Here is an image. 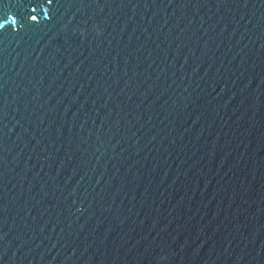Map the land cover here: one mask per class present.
<instances>
[{
	"label": "water",
	"instance_id": "water-1",
	"mask_svg": "<svg viewBox=\"0 0 264 264\" xmlns=\"http://www.w3.org/2000/svg\"><path fill=\"white\" fill-rule=\"evenodd\" d=\"M0 264H264V0H0Z\"/></svg>",
	"mask_w": 264,
	"mask_h": 264
}]
</instances>
